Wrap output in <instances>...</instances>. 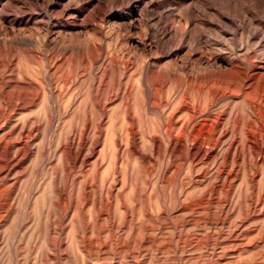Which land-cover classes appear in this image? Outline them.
Here are the masks:
<instances>
[{
	"label": "rangeland",
	"instance_id": "1",
	"mask_svg": "<svg viewBox=\"0 0 264 264\" xmlns=\"http://www.w3.org/2000/svg\"><path fill=\"white\" fill-rule=\"evenodd\" d=\"M0 264H264V0H0Z\"/></svg>",
	"mask_w": 264,
	"mask_h": 264
}]
</instances>
